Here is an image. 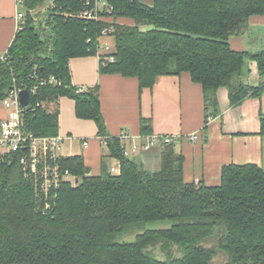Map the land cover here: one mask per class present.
Segmentation results:
<instances>
[{
    "label": "trees",
    "instance_id": "obj_1",
    "mask_svg": "<svg viewBox=\"0 0 264 264\" xmlns=\"http://www.w3.org/2000/svg\"><path fill=\"white\" fill-rule=\"evenodd\" d=\"M95 1L23 0L24 23L0 61V104L15 86L27 87L25 129L54 137L59 110L49 105L74 100L77 118L96 123L121 171L113 175L104 160L100 175L93 176L83 156H60L50 165L72 179L45 192L42 179L27 173L14 154L0 165V264H213L219 255L225 264H264L261 167L228 164L217 185L187 182L185 157L169 144L160 165L149 170L125 157L121 139L107 132L99 87L74 86L70 71L71 59L97 55L98 37L111 29L115 60L101 61L100 72L136 78L140 93L162 76L189 74L202 86L207 125L220 114L221 89L232 106L264 93V83H246L251 61L264 77V51H234L230 45L252 18L264 16V0H106L113 11L102 20L81 18ZM52 77L56 84L48 82ZM42 80L47 83L40 85ZM141 134H153L151 119H141ZM158 222L171 226L143 230ZM126 235L135 239L118 240Z\"/></svg>",
    "mask_w": 264,
    "mask_h": 264
},
{
    "label": "crops",
    "instance_id": "obj_2",
    "mask_svg": "<svg viewBox=\"0 0 264 264\" xmlns=\"http://www.w3.org/2000/svg\"><path fill=\"white\" fill-rule=\"evenodd\" d=\"M151 4L152 0L146 5ZM20 11L26 12L18 0H0V54H6L15 39ZM120 23L133 24L128 19ZM230 45L234 51H264V16L252 18L242 35L231 38ZM70 71L74 86L99 87L102 115L110 136L118 138L126 131L131 138L128 146L144 143L149 135L141 134L142 118L152 120V135L173 136L172 146L185 157L187 182L217 185L222 168L228 164H255L264 170V136L261 135L264 93L260 98L249 95L242 103L232 106L228 91L221 89L218 93L220 114L206 125L203 89L189 74L162 76L152 89L140 93L136 78L102 74L97 56L71 59ZM246 83L254 88L264 83L254 61L248 64ZM55 108L59 110V136L63 140L61 155L83 156L91 175H100L102 162L105 160L110 167L114 160L98 136L96 123L77 118L75 102L70 98H61L51 106ZM8 115L0 104V123ZM195 134H199L198 141L190 139ZM163 148L158 144L133 159L140 158L141 162L157 168Z\"/></svg>",
    "mask_w": 264,
    "mask_h": 264
},
{
    "label": "built area",
    "instance_id": "obj_3",
    "mask_svg": "<svg viewBox=\"0 0 264 264\" xmlns=\"http://www.w3.org/2000/svg\"><path fill=\"white\" fill-rule=\"evenodd\" d=\"M20 6L23 5V0H18ZM113 11V7L110 6L106 0H96L94 5L87 4V7L79 15L81 18L87 20H102L104 14H110ZM25 19V12H18V30H21ZM112 37L111 29H104L101 35L98 37V49L97 57L100 62H113L115 59V46L107 40ZM6 59V54H0V61ZM50 84H56L57 81L54 77L48 81ZM47 82L42 80L40 85H45ZM38 86L32 87V93L36 92ZM27 90L31 92L27 87L15 86L9 93L8 97L1 103L3 107L9 112V115L0 123V165L11 160L14 154H20V163L24 170L36 178L42 179L41 188L43 191L48 192L52 187H58L59 183L63 180H70L72 177L68 172L62 175L57 166L50 165L51 162L56 161L61 155L62 138L58 136L54 137H38L33 133L28 132L24 126V111L25 107L22 106L20 100V94L22 91ZM45 106V103H42ZM55 105L50 104L49 107ZM53 110V109H51ZM124 148V156L127 158H133L142 152H148L158 144L169 145L173 143V136L159 137L156 135H149L144 143L127 145L128 141H131L130 135L123 131L119 136ZM101 141L106 145V140L100 137ZM192 141L199 140V134L192 135L190 138ZM85 146L88 142L84 143ZM110 173L117 175L121 171V161L114 159V163L109 167Z\"/></svg>",
    "mask_w": 264,
    "mask_h": 264
},
{
    "label": "rangeland",
    "instance_id": "obj_4",
    "mask_svg": "<svg viewBox=\"0 0 264 264\" xmlns=\"http://www.w3.org/2000/svg\"><path fill=\"white\" fill-rule=\"evenodd\" d=\"M143 3L147 4L149 3L151 0H141ZM150 27H145L144 29H148ZM108 42H110L111 44H114V38L111 37L110 39L107 40ZM227 92V91H226ZM113 160L115 158H112ZM135 161H137L138 163L141 162V159L140 158H137ZM114 163V161H113ZM112 163V164H113ZM146 164V167L149 169V170H154L155 167H152V166H148L147 163ZM111 166V165H110ZM171 226V222H158V223H148V224H145L144 225V228L143 230H150V229H153V230H158V229H166V228H169ZM135 239V236H122L120 237L118 240L119 241H133ZM212 245V243H208V246ZM157 253V252H156ZM158 258H163L162 255H156ZM226 257L223 256V255H219L217 256L215 259H214V263L213 264H225L226 263Z\"/></svg>",
    "mask_w": 264,
    "mask_h": 264
},
{
    "label": "water",
    "instance_id": "obj_5",
    "mask_svg": "<svg viewBox=\"0 0 264 264\" xmlns=\"http://www.w3.org/2000/svg\"><path fill=\"white\" fill-rule=\"evenodd\" d=\"M49 3H50V1H49ZM20 100H21L22 106L27 108L29 106V103H30V93L27 90L22 91L20 94Z\"/></svg>",
    "mask_w": 264,
    "mask_h": 264
},
{
    "label": "bare ground",
    "instance_id": "obj_6",
    "mask_svg": "<svg viewBox=\"0 0 264 264\" xmlns=\"http://www.w3.org/2000/svg\"><path fill=\"white\" fill-rule=\"evenodd\" d=\"M63 185V184H62Z\"/></svg>",
    "mask_w": 264,
    "mask_h": 264
}]
</instances>
